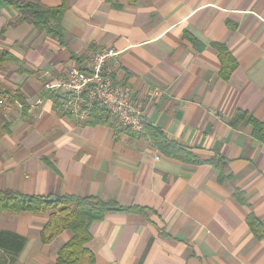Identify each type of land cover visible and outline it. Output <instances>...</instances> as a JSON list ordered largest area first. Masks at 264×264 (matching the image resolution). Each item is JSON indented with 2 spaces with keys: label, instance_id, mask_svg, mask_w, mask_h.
Segmentation results:
<instances>
[{
  "label": "crops",
  "instance_id": "0c3cea01",
  "mask_svg": "<svg viewBox=\"0 0 264 264\" xmlns=\"http://www.w3.org/2000/svg\"><path fill=\"white\" fill-rule=\"evenodd\" d=\"M10 1L0 0V50L18 61L0 63V190L141 207L91 222L93 264H264V144L230 124L236 110L264 120V0ZM14 2L64 3V43L9 25ZM215 43L236 62L226 78ZM101 47L117 50L109 64L142 123L203 162L165 155L112 115L79 120L44 89ZM47 218L1 212L0 264H55L71 232L42 242Z\"/></svg>",
  "mask_w": 264,
  "mask_h": 264
},
{
  "label": "trees",
  "instance_id": "16d2710c",
  "mask_svg": "<svg viewBox=\"0 0 264 264\" xmlns=\"http://www.w3.org/2000/svg\"><path fill=\"white\" fill-rule=\"evenodd\" d=\"M10 3L12 1L7 0ZM18 15L9 25L21 22L32 24L35 28L45 31L48 36L64 43V30L61 26V16L65 9L64 3L58 7H45L35 2H14ZM6 26L0 29V39L4 36ZM218 50L221 69L220 74L226 78L235 68L236 62L228 49L222 43H215ZM84 57L79 58V62ZM6 61H18L9 52L0 50V63ZM55 94V92L51 91ZM59 103L61 100L59 98ZM111 114L104 108L94 105L91 110V123L105 122ZM245 122L250 126V134L264 144V120L260 121L244 110H236L230 119L233 127ZM142 131L151 137L156 146L165 155L175 159L193 163H201L202 160L194 156L183 145L168 140L164 132L152 124L142 123ZM205 162H210L205 160ZM223 166V162L218 166ZM222 178V177H221ZM141 207H124L114 201H105L97 196H78L63 194L55 197L39 194H23L7 189L0 190V213L12 211L15 213L29 211L32 213H47L48 218L40 231L42 242H50L61 231L67 229L71 232L70 239L57 251L55 264H93V254L85 247L90 239V224L101 220L108 213L134 211L142 212ZM253 224L252 217H248Z\"/></svg>",
  "mask_w": 264,
  "mask_h": 264
},
{
  "label": "built area",
  "instance_id": "2783aa9c",
  "mask_svg": "<svg viewBox=\"0 0 264 264\" xmlns=\"http://www.w3.org/2000/svg\"><path fill=\"white\" fill-rule=\"evenodd\" d=\"M117 54L113 47L92 50L80 64L69 66L63 75L47 80L43 87L60 94L63 110L79 120H91V110L96 105L104 107L122 127L142 131L141 106L114 78L109 64Z\"/></svg>",
  "mask_w": 264,
  "mask_h": 264
}]
</instances>
